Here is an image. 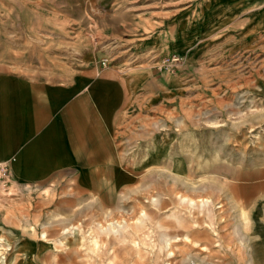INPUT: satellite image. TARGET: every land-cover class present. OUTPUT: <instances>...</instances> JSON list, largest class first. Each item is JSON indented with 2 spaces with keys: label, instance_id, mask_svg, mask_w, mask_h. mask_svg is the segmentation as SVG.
<instances>
[{
  "label": "rangeland",
  "instance_id": "1",
  "mask_svg": "<svg viewBox=\"0 0 264 264\" xmlns=\"http://www.w3.org/2000/svg\"><path fill=\"white\" fill-rule=\"evenodd\" d=\"M86 64L143 97L114 167L15 172L0 264H264V0H0V76Z\"/></svg>",
  "mask_w": 264,
  "mask_h": 264
},
{
  "label": "crops",
  "instance_id": "2",
  "mask_svg": "<svg viewBox=\"0 0 264 264\" xmlns=\"http://www.w3.org/2000/svg\"><path fill=\"white\" fill-rule=\"evenodd\" d=\"M137 87L95 64L67 78L0 76V159H15L13 177L33 182L55 169L78 183L102 182L114 167L115 135L143 99Z\"/></svg>",
  "mask_w": 264,
  "mask_h": 264
},
{
  "label": "built area",
  "instance_id": "3",
  "mask_svg": "<svg viewBox=\"0 0 264 264\" xmlns=\"http://www.w3.org/2000/svg\"><path fill=\"white\" fill-rule=\"evenodd\" d=\"M101 64H105V59L101 60ZM12 159H0V185L2 186L10 183L13 180L12 169L10 164V161Z\"/></svg>",
  "mask_w": 264,
  "mask_h": 264
},
{
  "label": "bare ground",
  "instance_id": "4",
  "mask_svg": "<svg viewBox=\"0 0 264 264\" xmlns=\"http://www.w3.org/2000/svg\"><path fill=\"white\" fill-rule=\"evenodd\" d=\"M211 210H212V209H211ZM201 211H202V210H201ZM212 217H213V216H212ZM135 219H136V218H135ZM212 219H213V218H212ZM118 223H119V222H118ZM209 223H210V222H209ZM209 223H208V224H209ZM88 225H89V224H88ZM88 225H87V226H88ZM209 225H210V224H209ZM65 227H66V226H65ZM71 228H72V227H71ZM130 228H132V227H130ZM113 229H115V228H113ZM142 229H143V228H142ZM78 230H79V229H78ZM122 230H123V229H122ZM88 231H89V229H88ZM78 232H79V231H78ZM89 232H90V231H89ZM114 232H115V231H114ZM87 233H88V232H87ZM96 235H97V233H96ZM123 238H124V237H123ZM161 245H162V246H165L164 244H161Z\"/></svg>",
  "mask_w": 264,
  "mask_h": 264
}]
</instances>
